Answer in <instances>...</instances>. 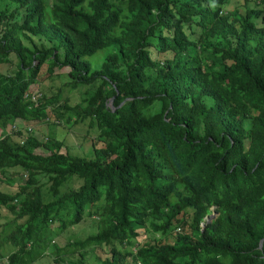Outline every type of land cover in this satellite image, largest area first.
<instances>
[{"label":"trees","instance_id":"trees-1","mask_svg":"<svg viewBox=\"0 0 264 264\" xmlns=\"http://www.w3.org/2000/svg\"><path fill=\"white\" fill-rule=\"evenodd\" d=\"M251 1L0 0V182L21 178L0 188L15 225L0 264H30L86 217L96 232L56 262L264 264V0ZM64 67V88L90 91L53 107L96 126L91 155L15 124L51 117L64 88H30Z\"/></svg>","mask_w":264,"mask_h":264},{"label":"rangeland","instance_id":"rangeland-1","mask_svg":"<svg viewBox=\"0 0 264 264\" xmlns=\"http://www.w3.org/2000/svg\"><path fill=\"white\" fill-rule=\"evenodd\" d=\"M243 0H230L227 5L228 9H232L237 5H241ZM253 0L251 4L253 5ZM106 51L100 50L96 54H94L90 59L99 66L103 61ZM46 68L43 67V73L41 77L45 76ZM69 69L64 67L62 69L55 70V74L52 77L46 78V80H41L35 84H33L30 88V91L33 95H37L40 93L41 89H45V92L57 95L67 82V74ZM89 86L80 85L78 88L70 91L67 87L63 89L61 92L62 97L60 101H57L54 105L49 107V112L51 117L47 120L28 122L22 119H18L15 124L17 127L30 128L33 130L34 135L38 137L40 140L44 141L47 138H58L63 140L65 145L62 148L63 152H70L74 155H91L92 154V140L97 136L98 129L96 126L90 127L89 121L85 122L80 121L79 124H73L63 122L57 118L59 111L55 108H58V105L64 104L65 98L69 97V102L76 104L81 100L85 99L88 96ZM34 99V98H33ZM55 108H54V107ZM62 113L64 112V108L59 109ZM1 132V131H0ZM11 171L7 172V176L11 177ZM20 177H16L12 184H7L6 182H0V188L3 190H14V187L17 184V181H20ZM74 185H78V180L74 179ZM13 219L12 214L6 209L3 208L0 211V239L8 234V229L14 228L15 225H8V222ZM97 219L93 217H86L83 221L72 226L70 229H67L62 232V234H57L55 236H51V242L46 246L45 251L43 252V246L36 249V253L38 256L30 262V264H64L61 262H56L58 255H62L64 252H58L56 249L58 246H64L68 240H79L81 237L96 232L97 228ZM7 231V232H6ZM6 232V233H5ZM14 246L10 243H5L1 252L4 255L9 254L14 251ZM39 253H42L39 255ZM64 255V254H63ZM85 255L90 261L95 262L94 264H100L97 262V255L93 253L92 250L85 252ZM69 256V255H65ZM66 262V261H65Z\"/></svg>","mask_w":264,"mask_h":264},{"label":"water","instance_id":"water-1","mask_svg":"<svg viewBox=\"0 0 264 264\" xmlns=\"http://www.w3.org/2000/svg\"><path fill=\"white\" fill-rule=\"evenodd\" d=\"M113 101H114V97H112L110 99V102L108 103V105H110L111 107H114ZM212 209H213L212 213L209 216L206 217V220L208 222H211L212 219H214L217 216V214H218L217 211L215 210L216 206H213ZM203 227H205V223H203ZM262 245H263V240L261 241L260 247H262Z\"/></svg>","mask_w":264,"mask_h":264},{"label":"built area","instance_id":"built-area-1","mask_svg":"<svg viewBox=\"0 0 264 264\" xmlns=\"http://www.w3.org/2000/svg\"><path fill=\"white\" fill-rule=\"evenodd\" d=\"M35 98V97H34Z\"/></svg>","mask_w":264,"mask_h":264}]
</instances>
